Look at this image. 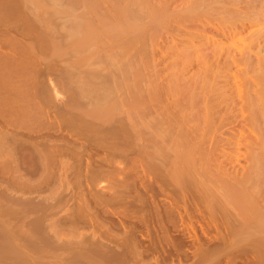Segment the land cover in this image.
Instances as JSON below:
<instances>
[{
  "label": "rangeland",
  "instance_id": "1",
  "mask_svg": "<svg viewBox=\"0 0 264 264\" xmlns=\"http://www.w3.org/2000/svg\"><path fill=\"white\" fill-rule=\"evenodd\" d=\"M23 1L0 0V264H264V0Z\"/></svg>",
  "mask_w": 264,
  "mask_h": 264
},
{
  "label": "bare ground",
  "instance_id": "2",
  "mask_svg": "<svg viewBox=\"0 0 264 264\" xmlns=\"http://www.w3.org/2000/svg\"><path fill=\"white\" fill-rule=\"evenodd\" d=\"M25 1V0H24ZM24 1H23V3H24ZM37 1V0H36ZM42 1V0H41ZM86 1V0H85ZM147 1V0H146ZM150 1V0H149ZM199 1V0H198ZM198 1H197V4H198ZM204 1V0H203ZM263 1V0H262ZM14 2V1H13ZM26 2H32V3H35V0H26ZM48 2V1H47ZM54 2V1H53ZM90 2V1H89ZM214 2H215V0H214ZM214 2H212V3H214ZM1 3V2H0ZM6 3V2H5ZM31 3V4H32ZM38 3H40V1L38 2ZM55 3H56V1H55ZM96 3V2H95ZM193 3V2H192ZM223 3V2H222ZM264 3V2H263ZM15 4V3H14ZM37 4V3H36ZM50 4V3H49ZM51 4H52V1H51ZM57 4V3H56ZM148 4V3H147ZM146 4V5H147ZM164 4H165V2H164ZM209 4V3H208ZM17 5V4H16ZM19 5V4H18ZM55 5V4H54ZM96 5H98V3L96 4ZM212 5V4H211ZM218 5V4H217ZM3 7H5L4 6V4L2 5ZM19 6H21V5H19ZM18 6V7H19ZM26 6V5H25ZM38 6V5H37ZM93 6V5H92ZM161 6V5H160ZM227 6V5H226ZM13 7V6H12ZM41 7V6H40ZM59 7V6H58ZM151 7H152V5H151ZM155 7V6H154ZM158 7V6H157ZM9 8H10V6H9ZM26 8V7H25ZM125 9V8H124ZM243 9H245V8H243ZM0 10H1V7H0ZM4 10H5V8H4ZM7 10V9H6ZM128 10V9H127ZM236 10V9H235ZM241 11V10H240ZM39 12H40V10H39ZM125 12V15H127L128 16V14H126V9H125V11L123 10L121 13H124ZM129 12V11H128ZM238 12V11H237ZM242 12V11H241ZM258 12V11H257ZM244 13V12H243ZM131 14V13H130ZM251 14V13H250ZM112 15V14H111ZM123 16H124V14H123ZM251 16V15H250ZM109 17H111V16H109ZM118 17V16H117ZM127 18V17H126ZM252 18V17H251ZM254 18V17H253ZM24 18H22V20H23ZM29 19V18H28ZM30 19H31V17H30ZM118 19V18H117ZM117 19H115L116 21H117ZM120 19V18H119ZM123 19V18H122ZM124 19H125V17H124ZM131 19H132V17H131ZM250 19V18H249ZM101 20H103V19H101ZM130 20V19H129ZM32 21V20H31ZM31 21H30V23H31ZM107 21V20H106ZM122 21V20H121ZM125 21H126V19H125ZM245 21V20H244ZM252 21V20H251ZM23 22H24V20H23ZM34 22V21H33ZM36 22V21H35ZM38 22V21H37ZM120 22V21H119ZM130 22H132V20L130 21ZM248 22V21H247ZM26 23V22H25ZM102 23V22H101ZM106 23V22H105ZM112 23V22H111ZM110 22H109V24H111ZM124 23V22H123ZM245 23V22H244ZM29 24V23H28ZM75 24V23H74ZM78 24V23H77ZM82 24H83V22H82ZM116 24H119V23H116ZM120 24H122V23H120ZM120 24H119V28H120ZM24 25V24H23ZM37 25V24H36ZM90 25V24H89ZM123 25V24H122ZM86 26V25H85ZM91 26V25H90ZM102 26H104V25H102ZM117 26V25H116ZM28 27V26H27ZM83 27H84V24H83ZM87 27V26H86ZM94 27H96V26H94ZM94 27H93V29H94ZM125 27V26H124ZM30 28V27H29ZM33 28V27H32ZM98 28V27H97ZM100 28H101V26H100ZM114 28H115V23H114ZM117 28V27H116ZM74 29H75V26H74ZM81 29V28H80ZM93 29H92V31H93ZM99 29V28H98ZM103 29V28H102ZM104 29H107L105 26H104ZM126 29H128V26H127V28ZM27 30V29H26ZM100 30V29H99ZM112 30H114V32H115V29H113L112 28ZM122 30V29H121ZM121 30H119V31H121ZM124 30V29H123ZM122 30V31H123ZM32 31V30H31ZM37 31V30H36ZM35 31V32H36ZM83 31V30H82ZM86 31V30H85ZM117 31H118V29H117ZM125 31V30H124ZM27 32V31H26ZM38 32H39V30H38ZM41 32H42V30H41ZM95 32H97V31H95ZM99 32V31H98ZM101 32V31H100ZM37 33V32H36ZM43 33V32H42ZM49 33V32H48ZM71 33V32H70ZM74 33V32H73ZM76 33V32H75ZM74 33V34H75ZM111 33H113V31L111 32ZM119 33V32H118ZM125 33V32H124ZM128 33V32H127ZM126 33V34H127ZM32 34H33V32H32ZM51 34V33H50ZM78 34V33H77ZM98 34V33H97ZM96 34V35H97ZM105 34V33H104ZM120 34H122V33H120ZM134 34V33H133ZM139 34V33H138ZM44 35V34H43ZM82 35V34H81ZM84 36L82 37V38H84L83 40L79 37V40H82L81 42H82V44H86L87 42L89 43V42H93V40L97 37L93 32H91V28H90V30L88 31V28H87V31L83 34ZM106 35H108V34H106ZM112 35H114V33L112 34ZM37 36H38V34H37ZM40 36V35H39ZM52 36H53V34H52ZM101 36H102V34H101ZM125 36V35H124ZM127 36V35H126ZM138 36V35H137ZM47 37V36H46ZM65 37V36H64ZM112 37V36H111ZM114 37V36H113ZM129 37V36H128ZM139 37L140 36H138V39H139ZM141 37H143V36H141ZM49 38V37H48ZM98 38V37H97ZM116 39H117V37H115ZM121 38V37H120ZM119 38V41L121 42V39ZM125 38V37H124ZM55 39V38H54ZM99 39H100V37H99ZM98 39V40H99ZM102 39H103V37H102ZM107 39V38H106ZM113 39V38H112ZM116 39H114V41L116 40ZM97 42H98V40L97 39H95ZM94 40V43L96 42ZM135 40V39H134ZM49 40H47V42H48ZM77 41H78V38H77ZM113 41V42H114ZM124 41H126V38L124 39ZM124 41H122V42H124ZM50 42H51V40H50ZM109 42H111V40L109 41ZM116 42H117V40H116ZM79 43V44H78ZM78 43H75L77 46H79V48H80V50L79 51H82L83 50V45L81 44V46L82 47H80V42H78ZM126 43V42H125ZM138 43H139V41H138ZM97 44V43H96ZM89 45H91V44H89ZM89 45L87 46V47H89ZM95 45V44H94ZM103 45V44H102ZM117 45H119V42L117 43ZM125 45H127V44H125ZM124 45V46H125ZM131 44L129 43L128 44V46H130ZM134 45V44H133ZM75 47V48H78V47ZM73 47H74V45H73ZM85 47V46H84ZM92 47H93V45H92ZM92 47H91V49H92ZM109 47V46H108ZM110 47H111V45H110ZM78 48V49H79ZM99 48V47H98ZM101 48V47H100ZM112 48H114V46L112 45ZM118 48V47H117ZM128 48V47H127ZM134 48H135V45H134ZM74 49V48H73ZM78 49H75V50H78ZM86 49V48H85ZM85 49H84V52H85ZM95 49H96V46H95ZM125 49V48H124ZM107 50H109V49H107ZM110 51V50H109ZM130 51V50H129ZM98 52H99V50H98ZM116 52H118L117 50H116ZM120 52H121V50H120ZM78 53V52H77ZM123 53V52H122ZM128 53V52H127ZM120 54H118V56H119ZM114 57V56H113ZM115 60V59H114ZM192 145V144H191ZM196 147V146H195ZM191 148H193V147H191ZM183 152H185V151H183ZM181 156H182V154H181ZM187 156V155H186ZM185 157V156H184ZM189 157V156H188ZM190 158V157H189ZM186 159V158H185ZM188 159V158H187ZM191 161H193V160H191ZM195 161V160H194ZM185 163V162H184ZM189 163V162H188ZM186 164H187V162H186ZM190 164V163H189ZM192 164V163H191ZM182 166V165H181ZM187 166V165H186ZM193 166H194V164H193ZM177 168V167H176ZM194 168V167H193ZM184 169V168H183ZM182 171V170H181ZM185 171V170H184ZM239 191H241V190H239ZM235 195V194H234ZM239 195H240V192H239ZM245 196V194H241L240 196H237V197H240L239 199H241L242 198V201H243V205L245 204L244 203V201L246 200H244V198H243V196ZM238 199V200H239ZM231 200H232V197H231ZM233 201V200H232ZM234 201H236L237 202V199L236 200H234ZM242 201L240 200L239 202H241V204H242ZM238 202V203H239ZM246 203H247V200H246ZM236 204V203H235ZM237 206H239L238 204H236ZM243 205H242V207H243ZM245 207V206H244ZM243 207V208H244ZM239 208H241V207H239ZM263 214V213H262ZM261 217V220L264 222V219H262V216H260ZM250 219V218H249ZM251 220V219H250ZM255 220H257V218L255 219ZM258 220H259V217H258ZM261 220H259V223H260V225H261V223H262V221ZM258 222V221H257ZM263 224V223H262ZM249 225H251V224H249ZM257 225H259V224H257ZM262 226V225H261ZM263 226H264V224H263ZM259 228V227H258ZM248 230H249V228H247ZM261 229V228H260ZM262 231H263V228H262Z\"/></svg>",
  "mask_w": 264,
  "mask_h": 264
}]
</instances>
